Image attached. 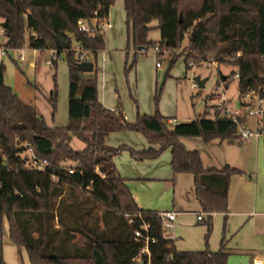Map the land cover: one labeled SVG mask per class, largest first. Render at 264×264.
<instances>
[{
    "label": "trees",
    "instance_id": "obj_1",
    "mask_svg": "<svg viewBox=\"0 0 264 264\" xmlns=\"http://www.w3.org/2000/svg\"><path fill=\"white\" fill-rule=\"evenodd\" d=\"M114 3L0 0L5 47L18 50L26 43L29 49L41 52L56 50L58 56L64 52L70 81V122L52 128L5 85L6 68L0 64V229L6 219L9 239L27 250L31 264H227L230 252L225 236L217 252L208 248L177 251L174 242L164 236L160 214L138 207L113 158L129 151L138 161L153 160L171 148L174 174L194 177L195 196L203 211L227 212L230 179L243 172L229 165L206 169L199 151L188 150L180 139L203 143L238 139V124L223 117L216 107L213 119L204 116L173 127L158 106L154 115L138 114L134 123L127 122L120 110L104 107L98 98L97 58L106 48L101 26ZM124 5L128 41L135 50L159 47L161 61L165 53L179 50L187 38L186 54L172 57L171 67L184 55L187 69L210 57L218 65L234 59L231 65L239 74V98L249 90L264 96V0H124ZM80 20L92 25L89 33L79 30ZM154 21L161 34L157 42L148 39ZM57 38L68 45L67 50L58 49ZM73 42L88 52L86 61L94 65L90 76L84 77L78 70ZM234 76L232 73L230 79ZM55 78L48 96L52 117L57 112ZM126 131L142 133L151 147L135 151L106 145L110 134ZM73 138L84 142L85 149L74 150ZM27 150L47 161L44 171L26 168L22 154ZM144 224L155 242L148 244L150 255L138 262L144 245L135 241V231ZM206 225L207 245L211 217ZM0 264L6 263L1 260Z\"/></svg>",
    "mask_w": 264,
    "mask_h": 264
},
{
    "label": "crops",
    "instance_id": "obj_2",
    "mask_svg": "<svg viewBox=\"0 0 264 264\" xmlns=\"http://www.w3.org/2000/svg\"><path fill=\"white\" fill-rule=\"evenodd\" d=\"M111 10L112 7L108 16L111 27L106 28L105 32L112 31L115 27L110 20ZM2 23L4 22L0 23V28ZM157 27L158 24L153 28L157 29ZM3 38L5 45L7 39L4 35ZM20 51L18 60L24 62L26 60L24 50ZM33 51L35 53L40 52L38 50ZM138 52V54H142L143 51L138 50ZM154 54L157 56L156 53ZM22 55L23 58H21ZM122 59L123 54L107 49L100 52L97 58L102 89L100 102L111 110H115L111 101L112 96H109V85L113 81L111 73L115 60ZM163 60L169 61L163 57L160 61V68H162ZM36 61L30 62L31 67H39V63ZM156 68L160 69L157 66ZM225 79L223 78V81ZM202 81L203 88H205L207 80ZM195 84L199 86L197 81ZM34 85L36 87L34 89L38 90L48 102L50 92L45 91L38 83ZM14 93L18 96L17 92L14 91ZM19 99L24 104L33 107L38 115L44 117L38 109L37 99L24 100L20 97ZM142 112L148 116L154 114L151 105L150 112L143 109ZM122 114L127 122L134 123L136 121L135 105L131 104L128 112L122 110ZM206 114H210L214 118V111ZM166 118L168 125L173 127L175 125L170 123L173 120L176 121V124L189 123L198 117L196 119L188 117V119H183L187 121H183L180 119L181 117L179 118L178 112H175L173 116ZM242 121L249 127L255 128V122L253 126H250L244 116ZM50 127L62 128L65 125L54 124ZM180 141L187 149L199 151L206 169L220 170L225 165H229L243 172V174L234 175L230 179L227 212L207 213L203 211L195 196L194 177L190 174H174L171 148L153 160L138 161L131 156L129 151H123L113 158L120 177L126 181L138 207L159 214L169 211L178 213L174 228L166 234V239L172 240L179 252L202 251L207 248L211 252H217L225 236L226 248L230 252L227 264H255L259 261L264 264V145L262 142L253 139L249 141L229 139L203 143L198 139L186 138H182ZM105 142L109 147L127 146L135 151H143L151 147V144L142 135L132 131L112 133ZM188 143L193 147H188ZM153 147L158 149V146ZM198 214H204L202 222L197 220ZM207 217L212 219V232L206 245L207 225L205 221Z\"/></svg>",
    "mask_w": 264,
    "mask_h": 264
},
{
    "label": "rangeland",
    "instance_id": "obj_3",
    "mask_svg": "<svg viewBox=\"0 0 264 264\" xmlns=\"http://www.w3.org/2000/svg\"><path fill=\"white\" fill-rule=\"evenodd\" d=\"M110 20H112L115 27L114 30L105 32V50L123 54L122 60H115L114 62L113 72L111 73L113 81L109 85V96H112L111 101L114 104L113 107L115 110H120L121 112L125 110L128 112L131 104H134L137 119L138 114L144 115L142 109L150 112L151 105L154 114L158 106L160 114L164 117H171L173 113L178 112L179 118L181 117L180 119L182 120L188 119V117L192 119L198 117L197 119H201L204 116L212 119L213 116L210 114L206 115V113H212L214 111V107L217 105L215 98L218 94L223 93L230 100L232 107L238 105L239 79L235 77L230 79L232 73H237V68L231 65L234 59H224L226 60L224 63L215 66L210 62L213 59L210 57L202 62L201 65L187 69L184 62V55L181 57L183 59L180 58L181 60L171 67L169 61H171L172 57L180 53L186 54L188 44L186 38L181 48L175 51V53L168 52L165 53L167 55H163L169 61L163 60L162 68L157 69L156 62L158 57L154 54V48L138 54L139 52L135 50L132 41H128L124 0H115L111 10ZM1 22H4L2 18H0ZM157 24L158 22L154 21L151 26L155 27ZM160 37V31L156 28L152 29L148 35L149 41L152 42L159 41ZM4 42L5 39L0 28V43L4 45ZM73 48H75L74 42ZM20 52V50H7L6 56L3 58L0 57V64L2 63L6 68L5 85L17 92L18 97L24 100L37 99L38 109L44 115L48 125L59 124L67 126L70 122V81L69 67L65 53H61L56 64L52 63L48 65L46 62L52 59L51 50L35 53L33 49L26 47L24 49L26 57L24 62L18 60ZM36 60L39 63V67H31L30 62ZM54 76L56 77L58 96L57 112L52 117V111L50 112L48 102L38 90L34 89L36 88L34 84L38 83L45 91L48 90V92H51L54 87ZM87 76H90V74H84V77ZM223 78L226 79L223 81ZM198 79L201 81L207 80L205 88L201 89L199 86L192 88V84L196 83ZM100 82V75L98 74L97 87L99 101L102 94ZM222 83H224L223 89L221 88ZM156 99L158 100L157 105ZM244 117L248 120L250 126H253L254 120L247 115H244ZM139 134L146 139L142 133ZM71 146L76 151H82L86 147L84 142L78 138L72 139ZM188 147L193 146L188 143ZM22 157L26 161H30L32 153L27 150L22 154ZM67 164L74 166L71 162ZM208 221L209 217L206 218L205 222L207 223ZM8 233L9 224L4 219L3 228L0 229V261L3 260L6 264H31L27 250L15 245L9 239ZM206 236L207 230L205 238Z\"/></svg>",
    "mask_w": 264,
    "mask_h": 264
},
{
    "label": "built area",
    "instance_id": "obj_4",
    "mask_svg": "<svg viewBox=\"0 0 264 264\" xmlns=\"http://www.w3.org/2000/svg\"><path fill=\"white\" fill-rule=\"evenodd\" d=\"M94 24V23H92ZM79 30L83 32L89 33L91 31L89 22L86 20H80L78 22ZM111 27V24L108 22V20L103 21L101 28L105 29ZM3 28H1V31L3 33ZM4 35V34H3ZM75 48L73 50L75 51L77 58L80 63L87 62L88 58V52L85 50H82L78 43H74ZM26 47H28L26 44L20 49L24 50ZM7 48L5 45H2L0 43V56L5 57L7 54ZM52 52V59L51 61L48 60L46 64L51 65L52 63H55L59 56L56 50H51ZM154 52L158 54L160 52L159 47L154 48ZM23 58V55L21 56ZM264 58V57H263ZM212 64L215 66H218L217 62L212 59L210 60ZM156 66L158 68L161 67V62L158 61ZM235 78L239 79V74L236 73ZM193 88H196L197 85L193 83ZM224 83L221 84V88L223 89ZM262 90V89H261ZM217 101L216 108L220 109L222 112V116L225 118H228L232 120L233 122L238 124V139L240 141H249V140H257L262 142L264 145V96H262L261 91L256 90H249L245 92L241 97L238 99V105L235 107H232L230 104V100H228L223 93L218 94L215 98ZM244 115H247L248 117L252 118L255 122V128L249 127L247 124H245L242 121V117ZM241 119V120H240ZM173 125H176V121L173 120L170 122ZM47 166V161L45 160H39L37 159L33 154L30 159V161H27L26 168L30 170H36V171H44ZM70 173H73V170H70ZM138 216H141L140 214ZM178 213L169 211V212H163L160 214V217L162 219L163 223V231L164 236L166 238V234L169 233L171 229L174 228L175 221L177 219ZM127 217H130L127 215ZM204 214H198L197 220L199 222L203 221ZM132 223L133 221L130 220ZM148 225L144 224L140 230L135 231V241L142 243L143 249L141 250L139 257L137 259L138 262L141 261L142 256H149V249L148 244L150 242H155L153 239H151L148 235ZM255 264H263L261 261L256 262Z\"/></svg>",
    "mask_w": 264,
    "mask_h": 264
},
{
    "label": "water",
    "instance_id": "obj_5",
    "mask_svg": "<svg viewBox=\"0 0 264 264\" xmlns=\"http://www.w3.org/2000/svg\"><path fill=\"white\" fill-rule=\"evenodd\" d=\"M90 26H92L90 23H89ZM1 28L5 29L6 28V23H2L1 24ZM56 43H57V47L58 49H60L61 51H65L68 49V45L61 39L57 38L56 39ZM78 70L84 74H90L93 72L94 70V65L91 63V62H83V63H80L78 65ZM197 83L199 84V87L200 88H203L204 84H203V81H201L200 79L197 80ZM245 86H247V81L245 82Z\"/></svg>",
    "mask_w": 264,
    "mask_h": 264
}]
</instances>
